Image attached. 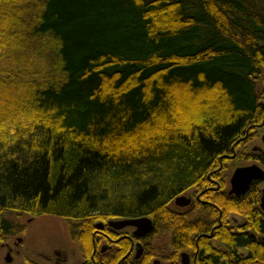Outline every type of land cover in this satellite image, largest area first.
I'll return each instance as SVG.
<instances>
[{"label": "trees", "instance_id": "1", "mask_svg": "<svg viewBox=\"0 0 264 264\" xmlns=\"http://www.w3.org/2000/svg\"><path fill=\"white\" fill-rule=\"evenodd\" d=\"M9 47L21 72L32 57L45 65L0 73V247L23 231L11 213L55 216L92 264L99 225L148 217L147 242L167 231L178 251L200 235L198 264H244L239 248L264 264L259 182L170 208L224 179L226 156L264 120V0H0V54ZM245 157L264 166V148ZM232 215L243 232L224 229ZM215 225L224 252L203 235Z\"/></svg>", "mask_w": 264, "mask_h": 264}, {"label": "flooded vegetation", "instance_id": "2", "mask_svg": "<svg viewBox=\"0 0 264 264\" xmlns=\"http://www.w3.org/2000/svg\"><path fill=\"white\" fill-rule=\"evenodd\" d=\"M246 138H247L246 141H244L240 145H237L239 148H240V146H244V144H246V143H249V142L253 143L254 140L255 141L260 140L262 145L258 146L255 142L253 144L252 152L261 151L264 148V120L262 123L258 124L256 126V128L250 133V136H247ZM233 153L228 154V157L230 159L235 158L237 154H239V156H242V158L246 159L245 156H248L251 154V152H248V153H245V152L241 153L240 151L237 152L236 149H234ZM250 161H253V162L248 163V164L242 163V165H240L238 167L248 166L251 164H257L262 169H264V166L262 164H260L258 161H256V160H250ZM220 168L222 169V173L223 172L225 173L226 166L221 165ZM230 178H231V176H230ZM230 178L227 180V182L225 181V179H221V178L214 179V180H212L211 184L208 187H206L205 189L203 188V189L199 190L198 188H193V189H189V190L185 191L181 195L185 196L189 200V203L186 206L180 207V206H177L173 202L174 206H176V208L179 210L177 212H179V213L194 212V210L197 207H199L200 205H212L213 203L210 200L205 199L207 197V195L203 196L202 194L204 193L205 190H208V189L214 190L215 192H217L221 188V186L223 187V192L226 193V197H230V198L243 197V196L238 197L234 193H232V194L229 193L231 190ZM254 182H259L258 187L260 189L261 181H253L251 183V186ZM262 183H264V182H262ZM263 189H264V187L262 189H260V196L258 199L259 200L258 207L260 209H261L260 198L262 196V190ZM262 212L264 213V211H262ZM221 215H222V213L220 212L219 213V220H218V224H217L219 226L223 223V221L220 218ZM230 219L232 222V225H231L232 227L230 226V227H226L224 229H230L231 232H243L244 231L240 228V224L243 223V219L241 217L232 215L230 217ZM111 221H116V220H111ZM234 224H236V225H234ZM217 225L212 227V229L210 230L209 233H207V234L204 233L203 235L209 236L210 238L213 237V233H214V230H215ZM109 227L111 228L110 233L109 232L106 233L104 231V227H102V225H99L98 229H96L97 231H95L96 233L94 234L93 249H92V252L90 254L92 264H94L97 260L102 261V259L104 257H108V256H113V258H118L117 264H135L138 262V260L141 257H143L147 254L148 249H152L151 248V241L147 242L148 234L152 230L149 233H146L145 235L136 236L134 234V232L136 230L135 227L128 226V227H124L123 229H115L111 226H109ZM263 237H264V234H258L257 236H253L252 238L257 240V241H259V240L262 241ZM120 239H122V240L119 242L118 240H120ZM194 239H195L194 247L189 245L187 247H184V248L176 251V249H174L173 245L171 244V236H170V247H171L170 251H166L165 249H161V251H162L161 257H157L159 254L157 252H155L154 253L155 256L150 260L149 264H198L199 263V256L205 257L208 255V253L201 250L202 246H201L200 240H199L200 235H199V237H196V238L194 237ZM209 244L211 245V248L215 249L217 252H219V253L224 252V247L217 241V239L211 238L209 241ZM139 245L142 248L141 255H140V257H136V255L138 254ZM79 252H80V255H79L80 258L77 257L76 259L73 260L76 263H71L72 261L66 262V263L67 264H86L87 263V254H84L82 252L80 244H79ZM238 255L243 260L244 264H247L245 259L248 255V250L246 248H239L238 249ZM62 261H66V259H63ZM218 261L221 264H229V262L225 261V259L222 257H219ZM55 263L56 264H62V263H60V261H56Z\"/></svg>", "mask_w": 264, "mask_h": 264}, {"label": "rangeland", "instance_id": "3", "mask_svg": "<svg viewBox=\"0 0 264 264\" xmlns=\"http://www.w3.org/2000/svg\"><path fill=\"white\" fill-rule=\"evenodd\" d=\"M11 48L12 47L2 48V55L0 54V73L3 75L13 72L17 75L22 73L20 76L24 75V79H27V76L30 74L41 72L42 69H40L39 66L43 68L45 64L34 57L31 58V60H33V68L26 74L24 72L29 70L30 63L24 66L22 72L19 65L15 66L11 63L9 65L8 58L10 57ZM17 78H19V76H17ZM23 82L24 81L20 84H24ZM257 87L258 94L264 97V69L261 78L257 81ZM255 142L258 146L262 145L260 140H254L253 143H246L244 146H240V148L236 146L235 149L237 152L240 151L241 153H253L252 148ZM251 162L253 161L244 159L242 156H239V154L233 159H230L227 155L223 164L226 166L225 173L223 172L225 181L227 182L236 167L242 165V163L248 164ZM263 187L264 183L261 182L260 189ZM170 208L179 211L173 203L170 205ZM9 218L13 223L21 225L23 231L11 236L1 245L0 264H28V261H34L38 264H56V261H60L62 264H67L66 262L70 261H72L71 263H76L73 260L80 255L79 242L70 238L67 221L55 216L43 215L40 217H31L28 214L16 212L11 213ZM151 246L155 248L156 252L159 254L157 257H161V249L170 251V233L165 231L158 234L153 238ZM8 254L11 258L10 261L5 259ZM63 259H66V261H62Z\"/></svg>", "mask_w": 264, "mask_h": 264}, {"label": "water", "instance_id": "4", "mask_svg": "<svg viewBox=\"0 0 264 264\" xmlns=\"http://www.w3.org/2000/svg\"><path fill=\"white\" fill-rule=\"evenodd\" d=\"M253 181L264 182V169L257 164H251L248 166L237 167L230 178L231 190L230 194L234 193L238 197L243 196L251 186ZM174 203L177 206L183 207L189 203V200L185 196H177L174 199ZM260 207L264 211V189L262 190V196L260 198ZM108 225L115 229H123L124 227L132 226L136 230L134 234L136 236L145 235L152 230V221L148 217L120 219L116 221H109ZM141 246L138 247V254L136 257L141 255ZM7 261L11 258L9 254L5 257Z\"/></svg>", "mask_w": 264, "mask_h": 264}]
</instances>
